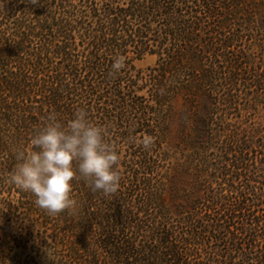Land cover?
<instances>
[{
  "label": "trees",
  "instance_id": "obj_1",
  "mask_svg": "<svg viewBox=\"0 0 264 264\" xmlns=\"http://www.w3.org/2000/svg\"><path fill=\"white\" fill-rule=\"evenodd\" d=\"M77 108L106 130L119 185L76 179L52 215L10 174L50 115ZM2 231L12 264H264V0H0Z\"/></svg>",
  "mask_w": 264,
  "mask_h": 264
},
{
  "label": "clouds",
  "instance_id": "obj_2",
  "mask_svg": "<svg viewBox=\"0 0 264 264\" xmlns=\"http://www.w3.org/2000/svg\"><path fill=\"white\" fill-rule=\"evenodd\" d=\"M122 66L119 57L112 64L113 70ZM30 144L32 151L18 152L20 162L10 180L30 192L36 205L49 214H58L75 203L70 194L76 179L105 196L117 190L119 154L107 142L106 130L91 122L83 108H77L63 124L50 115L31 136Z\"/></svg>",
  "mask_w": 264,
  "mask_h": 264
},
{
  "label": "rangeland",
  "instance_id": "obj_3",
  "mask_svg": "<svg viewBox=\"0 0 264 264\" xmlns=\"http://www.w3.org/2000/svg\"><path fill=\"white\" fill-rule=\"evenodd\" d=\"M156 61L157 58L155 56H146L136 62V69L145 73L148 68L155 66ZM182 102L183 99L180 97L178 100L179 109L182 108ZM201 103L200 114L204 115L205 107L208 105L207 98L202 97ZM189 120L190 124L185 128L184 115L182 113L178 114L170 136V145L177 151L176 157L179 165L178 178L184 187L187 183L189 185L192 183V117ZM188 188L187 186L186 189ZM12 256L13 253L8 249V239L5 237V232L2 231L0 235V264H12L9 261L10 259H8Z\"/></svg>",
  "mask_w": 264,
  "mask_h": 264
}]
</instances>
